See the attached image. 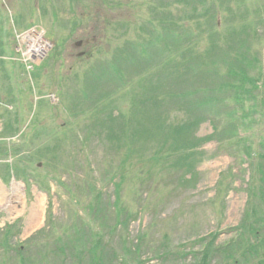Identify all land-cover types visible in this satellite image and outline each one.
Returning <instances> with one entry per match:
<instances>
[{
  "label": "rangeland",
  "instance_id": "374dc122",
  "mask_svg": "<svg viewBox=\"0 0 264 264\" xmlns=\"http://www.w3.org/2000/svg\"><path fill=\"white\" fill-rule=\"evenodd\" d=\"M234 1L240 10L232 2L233 13L225 7L215 14L222 34L227 24L264 13V0ZM182 6L174 11L197 32L194 15ZM155 9L158 13L159 0H0V150L5 148L0 152L5 193L0 196V264H91L94 244L103 264H195L205 246L202 239L211 234H217L215 246L239 240L236 232L249 203L258 201L251 192L261 182L256 169L262 162L264 118L258 112L252 113L255 122L247 120L240 128L250 146L248 158L240 145L228 152L216 140L206 141L205 159L191 185L177 184L175 175L159 176L149 159L139 160L122 183L118 219L113 183L119 179L111 178L115 157L95 134L84 133L89 115L83 111L90 106L77 104L84 72L113 62L120 46L147 35L142 22ZM197 18L205 30V17ZM258 28L260 38L251 40L258 52L252 75L264 65V24ZM206 43L207 37L198 39L199 47ZM124 90L119 89L118 105L129 108L130 92ZM244 104L249 108V101ZM211 133L209 121L197 132ZM47 144L61 150L54 146L45 158L39 150ZM148 169L152 176L141 174ZM97 192L98 211L90 209ZM33 213L39 220L29 226ZM249 260L244 264L255 259ZM223 262L217 255L210 264Z\"/></svg>",
  "mask_w": 264,
  "mask_h": 264
},
{
  "label": "trees",
  "instance_id": "16d2710c",
  "mask_svg": "<svg viewBox=\"0 0 264 264\" xmlns=\"http://www.w3.org/2000/svg\"><path fill=\"white\" fill-rule=\"evenodd\" d=\"M232 2L235 11L240 10V2L234 0H159L158 13L155 9L142 22L147 35L120 46L113 62L105 60L84 72L77 104L90 106L89 111H83L89 115L84 133L95 134L115 157L116 170L111 178L119 179L113 183L116 219L126 172L139 160L149 159L157 167H152L154 173L175 175L177 184L186 186L196 181V167L205 159L201 147L206 141L216 140L218 148L228 152L230 148L239 150L240 145L248 156L250 146L240 128L247 120L255 122L252 113L264 118V65L257 75L249 74L258 60L251 40L260 38L258 26L264 24V13L227 24L222 34L214 25L215 14L225 7L233 13ZM182 5L183 11L194 15L197 32L189 28L187 17L174 11ZM234 14L233 18L237 16ZM199 15L207 23L203 31ZM205 37L206 45L199 47L198 39ZM121 86L130 92L129 108L118 105ZM244 101L250 102L249 108ZM176 113L178 120L174 119ZM207 121L212 133L198 136V129ZM54 146L61 150L60 145ZM54 146H43L40 155L49 159ZM260 146L262 162L256 170L261 182L251 192L258 201L249 203L246 220L236 232L239 240L215 246L217 234H211L209 239H202L205 246L195 257V264H210L217 255L224 264L249 263L250 257L255 259L253 264H264V138ZM149 152L154 154L149 156ZM5 166L14 170L13 165ZM151 169L141 170V174L150 177L154 174ZM100 196V192L95 194L91 210H99ZM97 249L94 244L89 250L91 264H103L104 256Z\"/></svg>",
  "mask_w": 264,
  "mask_h": 264
},
{
  "label": "bare ground",
  "instance_id": "6f19581e",
  "mask_svg": "<svg viewBox=\"0 0 264 264\" xmlns=\"http://www.w3.org/2000/svg\"><path fill=\"white\" fill-rule=\"evenodd\" d=\"M5 193L3 191V189L0 188V196L4 197ZM37 214L33 213L30 216V221H29V226L35 225L37 223V220H39Z\"/></svg>",
  "mask_w": 264,
  "mask_h": 264
},
{
  "label": "water",
  "instance_id": "95a60500",
  "mask_svg": "<svg viewBox=\"0 0 264 264\" xmlns=\"http://www.w3.org/2000/svg\"><path fill=\"white\" fill-rule=\"evenodd\" d=\"M80 43V42H79Z\"/></svg>",
  "mask_w": 264,
  "mask_h": 264
}]
</instances>
